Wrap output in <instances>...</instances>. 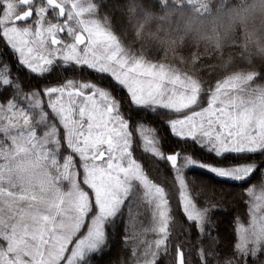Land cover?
<instances>
[{
  "label": "snow or ice",
  "instance_id": "6c2138e0",
  "mask_svg": "<svg viewBox=\"0 0 264 264\" xmlns=\"http://www.w3.org/2000/svg\"><path fill=\"white\" fill-rule=\"evenodd\" d=\"M0 264H264V0H0Z\"/></svg>",
  "mask_w": 264,
  "mask_h": 264
},
{
  "label": "trees",
  "instance_id": "16d2710c",
  "mask_svg": "<svg viewBox=\"0 0 264 264\" xmlns=\"http://www.w3.org/2000/svg\"><path fill=\"white\" fill-rule=\"evenodd\" d=\"M122 2V0H121ZM126 39L130 40L132 39V33L129 32L128 33V36L126 37ZM143 160H142V166L144 164H147L148 165V168H146V171H151V174L156 177V182H160L161 183V186H164L163 184V181L165 180V172H166V169L164 168L162 162H158V159L156 158H152L149 154H143ZM203 158V157H201ZM154 159H155V162H154ZM189 171V174L190 176H196L197 179H206V177H201L199 175H197L200 170H187ZM210 175V174H209ZM253 183H257L258 184V179H254L253 180ZM213 184H215V181H211L209 184H208V188L211 189ZM217 188L219 187H225V188H228L229 185L227 183L225 184H222V185H216ZM236 189L235 188H231V190H229L227 192V196H231L232 193L235 191ZM177 217H181V213H180V210L178 208V206L173 203L172 205V208L170 209ZM241 213L246 215V212H247V209L246 207H242L240 209ZM182 218V217H181Z\"/></svg>",
  "mask_w": 264,
  "mask_h": 264
},
{
  "label": "clouds",
  "instance_id": "9594fccd",
  "mask_svg": "<svg viewBox=\"0 0 264 264\" xmlns=\"http://www.w3.org/2000/svg\"><path fill=\"white\" fill-rule=\"evenodd\" d=\"M239 52V48L225 49V54H231L234 59L238 57ZM164 54L171 58L173 55L178 54V49L174 51L171 47H169L164 50ZM231 71L232 69L226 68L224 61L219 56H216L209 57L206 63H204L201 67L197 68L196 74H199L200 72H206L208 76L229 75Z\"/></svg>",
  "mask_w": 264,
  "mask_h": 264
},
{
  "label": "rangeland",
  "instance_id": "374dc122",
  "mask_svg": "<svg viewBox=\"0 0 264 264\" xmlns=\"http://www.w3.org/2000/svg\"><path fill=\"white\" fill-rule=\"evenodd\" d=\"M150 155V154H149ZM156 159H158V158H156ZM191 170H199V169H191Z\"/></svg>",
  "mask_w": 264,
  "mask_h": 264
}]
</instances>
